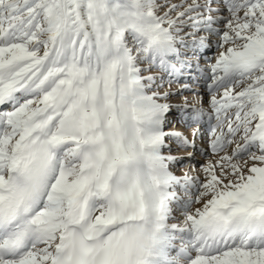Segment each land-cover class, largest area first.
<instances>
[{
    "label": "snow or ice",
    "instance_id": "1",
    "mask_svg": "<svg viewBox=\"0 0 264 264\" xmlns=\"http://www.w3.org/2000/svg\"><path fill=\"white\" fill-rule=\"evenodd\" d=\"M0 264H264V0H0Z\"/></svg>",
    "mask_w": 264,
    "mask_h": 264
},
{
    "label": "rangeland",
    "instance_id": "2",
    "mask_svg": "<svg viewBox=\"0 0 264 264\" xmlns=\"http://www.w3.org/2000/svg\"><path fill=\"white\" fill-rule=\"evenodd\" d=\"M212 54H214V53H209V55H212ZM178 101H175V100H173L172 101V103H177ZM174 115L175 116H178L179 114L178 113H174ZM177 120H173V125H176L177 124ZM176 127V130H178V131H181L177 126H175ZM172 128V125H169V129H167V130H170ZM183 131V130H182ZM188 131H190V130H188ZM198 147H200V148H203V147H201V144H198ZM179 155V156H183V155H185V153H173V155ZM196 161H201L202 162V160H201V157L199 156V155H197V157H196ZM195 162V161H194Z\"/></svg>",
    "mask_w": 264,
    "mask_h": 264
},
{
    "label": "bare ground",
    "instance_id": "3",
    "mask_svg": "<svg viewBox=\"0 0 264 264\" xmlns=\"http://www.w3.org/2000/svg\"><path fill=\"white\" fill-rule=\"evenodd\" d=\"M177 126L181 131H184V128L182 127V125L180 123L177 122V124L175 125ZM201 147H203V145L201 144ZM178 155V154H177Z\"/></svg>",
    "mask_w": 264,
    "mask_h": 264
}]
</instances>
